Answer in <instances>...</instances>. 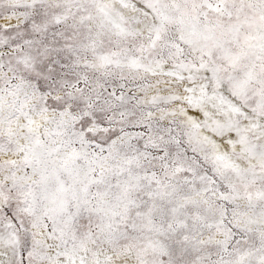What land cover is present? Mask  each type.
<instances>
[{
  "label": "snow or ice",
  "instance_id": "snow-or-ice-1",
  "mask_svg": "<svg viewBox=\"0 0 264 264\" xmlns=\"http://www.w3.org/2000/svg\"><path fill=\"white\" fill-rule=\"evenodd\" d=\"M0 264H264V0H0Z\"/></svg>",
  "mask_w": 264,
  "mask_h": 264
}]
</instances>
